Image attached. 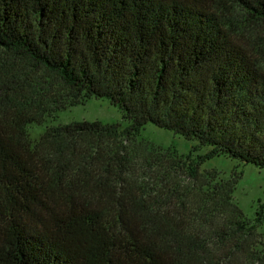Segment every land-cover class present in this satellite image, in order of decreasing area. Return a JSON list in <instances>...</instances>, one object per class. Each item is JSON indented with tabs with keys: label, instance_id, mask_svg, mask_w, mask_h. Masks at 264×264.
Segmentation results:
<instances>
[{
	"label": "trees",
	"instance_id": "trees-1",
	"mask_svg": "<svg viewBox=\"0 0 264 264\" xmlns=\"http://www.w3.org/2000/svg\"><path fill=\"white\" fill-rule=\"evenodd\" d=\"M263 18L264 0H0V264H264L251 239L264 203L245 218L241 174L203 197L225 213L205 230L135 195L119 156L152 123L208 147L203 161L264 169V70L237 40ZM91 97L129 124L31 138L29 125Z\"/></svg>",
	"mask_w": 264,
	"mask_h": 264
},
{
	"label": "rangeland",
	"instance_id": "rangeland-1",
	"mask_svg": "<svg viewBox=\"0 0 264 264\" xmlns=\"http://www.w3.org/2000/svg\"><path fill=\"white\" fill-rule=\"evenodd\" d=\"M237 40L264 70V18L248 19ZM76 120L117 122L120 129L129 124L121 110L107 98L91 97L85 104L60 110L54 118L49 117L42 124L29 125L28 132L37 140L47 126ZM122 143L119 156L126 158L123 160L125 177L122 183L131 186L138 197L159 199L168 208L165 211H175L173 207H180V214H190L205 230L221 225L225 213L213 209V199L209 203L203 197L217 187L219 190L220 185L239 174L233 200L244 210L245 218L253 222L260 204L264 203V169L254 163L224 155L203 161L200 156L207 153L208 147L199 146L195 139H187L152 123L142 128L139 134L123 137ZM192 166L197 167V178L188 173ZM251 239L258 246H263L259 240L264 242V220Z\"/></svg>",
	"mask_w": 264,
	"mask_h": 264
}]
</instances>
